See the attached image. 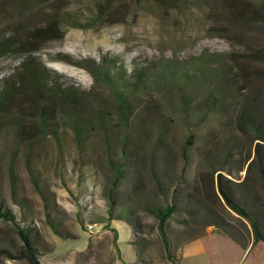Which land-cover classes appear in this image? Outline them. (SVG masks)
<instances>
[{"label": "rangeland", "instance_id": "obj_1", "mask_svg": "<svg viewBox=\"0 0 264 264\" xmlns=\"http://www.w3.org/2000/svg\"><path fill=\"white\" fill-rule=\"evenodd\" d=\"M50 21L59 28L41 36ZM11 34L29 37L35 49L1 55L0 84L32 53L84 92L68 112L46 114L45 133L36 115H23L20 128L16 114L0 115V200L36 231L40 264H221L242 253L245 264L253 257L245 240L234 248L226 236L244 238L251 225L217 194L214 170L264 226L254 155L264 136V0H0V36ZM102 59L115 60L128 83L140 71L141 84L124 88L128 117L97 76ZM69 112L88 122L78 134ZM114 163L122 175L112 202ZM172 188L181 206L166 227L171 256L209 223L218 227L201 235L202 248H184L171 262L145 203L170 202ZM125 204L135 227L108 216ZM16 221L0 216V264H28L9 254L22 245Z\"/></svg>", "mask_w": 264, "mask_h": 264}, {"label": "trees", "instance_id": "obj_2", "mask_svg": "<svg viewBox=\"0 0 264 264\" xmlns=\"http://www.w3.org/2000/svg\"><path fill=\"white\" fill-rule=\"evenodd\" d=\"M59 28V22L50 21L47 25L39 29L41 36H47L48 34L53 33ZM31 39L29 37H21L16 34L3 35L0 36V56L7 53H15L19 51H33L35 47H28L31 44ZM105 58V57H104ZM102 63L98 67L97 76L101 81L105 82L111 89L115 98L118 100L119 106L124 109L126 117L130 114V104L129 99L127 98V92L124 91V88L127 87L128 90H134L141 84V79L138 76L140 71H137L136 76L133 79V82L128 83V78L124 76L122 80V74L119 68L115 65L116 61L111 62L102 59ZM116 70V71H115ZM112 71H115L116 78H113ZM130 92V91H128ZM79 93H84L82 89H79L76 83H73L69 80H65L57 74H53L47 67L44 66V63L38 61L35 56L31 53L28 54L19 60L17 66L13 69L12 72L5 75L1 79L0 84V115L5 113H14L17 117V126L20 128L19 119L23 115L38 117L39 129L42 133H45L48 130V120L46 119V114L49 111L58 110L60 113L68 112V109L74 107V103L77 101ZM80 99V97H79ZM79 102V101H78ZM74 105V106H73ZM70 113V119L72 121V128L75 130V133H79L81 127L84 126L86 121L77 123L75 120L74 114ZM100 123L103 129L104 119L100 115ZM255 129H259L260 125L255 121H251ZM54 131V129H52ZM259 140L254 146V155L258 163V171L264 186V154L261 151L260 145L261 141L264 140V136L258 134L257 137ZM129 149H125V152L130 153ZM121 164L119 160L117 163ZM251 160L247 162V169H250ZM118 164L114 163V173L115 176L111 181V186L109 187V197L113 202V188L117 183V180L122 175V170ZM215 189L217 194L223 199L226 205L231 208L233 211L239 215L247 218L250 222L252 229L253 241H263L264 243V226H261L259 221L255 216L249 213V211L241 205L236 198L234 197L230 187L227 184V177L224 178V174L221 172V168H216L215 170ZM33 181L36 182L34 176ZM35 179V180H34ZM37 183V182H36ZM174 188L172 191V199L170 202H165L164 204H155V203H145V208L148 209L158 222V229L162 238L163 246L166 250L168 258L171 262L177 257L171 256L169 252V243L166 237V227L168 219L170 216L181 206L180 199L175 198ZM46 198V197H45ZM177 201V202H176ZM23 205V204H22ZM190 211V209H189ZM0 216H3L5 219L15 220L16 215L14 212L9 209L2 200H0ZM21 216H26L23 211H21ZM110 219H123L125 218L131 227L138 225V218L134 214L133 208L125 204L119 207L117 210H110L108 213ZM48 224L51 225L55 233L59 235H64L62 230L58 227L57 223L48 217ZM96 222V221H95ZM94 223V222H93ZM216 225L215 230H217L218 225ZM15 230L17 231L22 245L20 248L16 249L13 256L25 258L28 264H40L37 258V253L39 249L36 243L37 233L30 226L29 222L19 223L15 222ZM220 231V230H218ZM136 249L137 253H140V248L136 245L137 241L130 240ZM8 251V250H6ZM144 261V259H142ZM129 264V263H127ZM141 264V263H140ZM147 264V263H144Z\"/></svg>", "mask_w": 264, "mask_h": 264}, {"label": "crops", "instance_id": "obj_3", "mask_svg": "<svg viewBox=\"0 0 264 264\" xmlns=\"http://www.w3.org/2000/svg\"><path fill=\"white\" fill-rule=\"evenodd\" d=\"M215 224L214 223H209L207 226H206V230H204L202 233L200 234H197L196 236L192 237V238H189L185 241H183L178 247H177V256L179 255L178 253L181 252V250L183 249L184 251V248H190L191 250H196L198 248H202L203 246V242L201 241V235H203V237L206 236V234L210 233V232H214L213 230H215ZM221 232H224V231H221ZM224 233H227V232H224ZM229 235H226L230 241L232 242V247L234 246V248H237L238 245V242L240 243L242 240H245L244 243L245 244V247H244V250L243 251H252L254 250L255 248V253H253V257L251 256V259H249L245 264H264V243L259 240V241H256L254 242L253 241V236H252V229L250 227V230H249V234L247 233V235L242 238L241 235H234L230 232H228ZM197 237L196 239H193ZM131 240V239H130ZM238 241V242H237ZM262 242V243H260ZM244 253H242L240 255V257L236 258V257H232V262H227V263H221V264H243V261H241V258L243 256Z\"/></svg>", "mask_w": 264, "mask_h": 264}, {"label": "built area", "instance_id": "obj_4", "mask_svg": "<svg viewBox=\"0 0 264 264\" xmlns=\"http://www.w3.org/2000/svg\"><path fill=\"white\" fill-rule=\"evenodd\" d=\"M92 225V224H91ZM89 227H91V226H89Z\"/></svg>", "mask_w": 264, "mask_h": 264}]
</instances>
